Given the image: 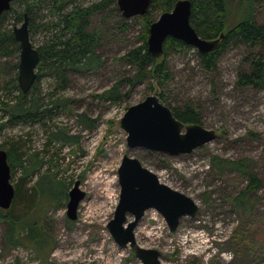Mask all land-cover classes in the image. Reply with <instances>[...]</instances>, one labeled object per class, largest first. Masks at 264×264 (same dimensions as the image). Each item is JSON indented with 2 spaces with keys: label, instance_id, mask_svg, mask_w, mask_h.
Here are the masks:
<instances>
[{
  "label": "rangeland",
  "instance_id": "obj_1",
  "mask_svg": "<svg viewBox=\"0 0 264 264\" xmlns=\"http://www.w3.org/2000/svg\"><path fill=\"white\" fill-rule=\"evenodd\" d=\"M246 3L229 1L232 24L248 15ZM256 3L254 17L264 23V0ZM143 16L125 17L118 0H113L90 17V28L99 33L96 52L102 63L68 73V84L53 96L66 99L65 106L56 107L53 118L46 121L6 123L2 104L12 103L18 94L10 87L20 51L8 57L0 55V147L16 150L26 163L30 164L29 159L39 163V170L20 184L21 192L28 193L44 172L54 180V196L62 194L58 191L64 186L69 195L76 182L85 192L76 219L68 217V200L64 197L41 198L47 193L35 194L31 200L18 198L15 214L31 210L42 215L52 237L51 254L48 257V251L47 258L38 255L30 244L11 246L6 239L8 224L0 221V264H142L134 250L120 247L108 229L119 201L118 169L125 154L139 158L162 182L192 197L200 208L196 217H182L174 232L156 209L147 210L140 219L135 229L137 241L158 249L164 264H264V89L238 85V72L249 67L244 60L247 48H228L214 73L200 65L196 47L174 50L168 58L171 78L167 83L148 77L131 86L123 80L134 76L137 69L122 56L143 43ZM21 24L15 23L11 13L0 21L6 30ZM47 35L41 28L30 32L34 47ZM121 81L116 100L104 96ZM56 86V79L49 74L38 81L41 97ZM161 92L172 106L186 102L197 106L203 115L202 125L216 129L217 137L191 153L178 155L130 148L121 118L129 106L150 94L161 98ZM59 129L72 140L52 139L51 133ZM213 156L225 161L223 171L214 169ZM231 162L238 163L237 167ZM244 170L254 172L262 185L249 189L250 180ZM23 175L24 169L16 167L12 182L21 183ZM48 180L43 178L40 186L46 187Z\"/></svg>",
  "mask_w": 264,
  "mask_h": 264
},
{
  "label": "trees",
  "instance_id": "obj_2",
  "mask_svg": "<svg viewBox=\"0 0 264 264\" xmlns=\"http://www.w3.org/2000/svg\"><path fill=\"white\" fill-rule=\"evenodd\" d=\"M84 0H12L9 10L3 12L0 21L8 13L14 16L15 23L23 22L27 14L29 29L33 31L41 28L48 33L46 39L37 46L40 61L37 66V79L28 93H23L18 83L19 61L14 64L15 74L13 75L11 89L18 92L15 99L10 102H3L4 114H7L6 123H34L38 120L46 121L53 118L55 108L65 106L66 99H54L53 96L58 88H65L68 84V73L71 70L97 67L102 63V59L96 52L99 44V33L96 29L90 28V17L101 9H105L113 0H97L90 4H84ZM177 0H151L148 12L141 17L144 33L143 43L134 47L122 56V59L136 67L137 73L123 81L132 85L146 80L148 77L158 78L161 83H167L171 78L168 58L174 50H193L180 39L168 37L164 43V52L161 57L153 56L147 45L149 28L156 21L158 15L173 9ZM192 3L190 21L197 33L204 39L214 40L223 34L217 48L209 53L196 52L200 65L209 73H214L218 69V64L223 53L230 47L244 46L248 54L244 57L248 69L241 68L237 74V81L240 87H252L264 89V23L259 22L254 17L256 2L261 0H247L245 8L249 7L248 15L241 18L237 23L232 24L228 17V3L230 0H190ZM47 11V13H45ZM46 14H50L49 19ZM244 16V15H243ZM44 19L46 21H44ZM42 20V24H38ZM20 51V44L15 39L13 30H6L0 25V55L8 57ZM18 57V56H17ZM47 74L54 77L57 86L54 91L47 95H40L38 81ZM122 81L108 89L104 96L115 99L119 96L118 87ZM162 102L169 106L174 115L184 123H203V115L197 106L188 102L182 106H172L165 100L164 93H160ZM5 123V124H6ZM3 124H0V127ZM51 138L55 140L68 141L73 137H67L62 129L51 133ZM1 148V147H0ZM9 163L13 171L16 167L24 169V175L20 178L21 183H14L16 196L12 206L4 210L0 208V221L8 224L6 229V239L11 246L27 247L29 244L34 247L38 255L51 254L52 237L43 223L42 215H36L33 211L18 215L14 213V207L18 198L25 196L34 199L35 194L45 195L41 198L58 200L69 196L61 187L58 196L53 195L51 183L53 178L46 172L40 174L37 180L29 189L28 193H22L20 184L27 179V176L39 170L38 162L29 159L30 164L23 158L22 154L14 149H7ZM216 171H223L226 167L225 161L217 156L211 159ZM237 167L238 163L231 162ZM250 180L249 189H257L262 185L260 179L254 172L245 171ZM43 178H48L46 187L40 186ZM61 182V181H59ZM63 185L64 183L61 182ZM23 198V197H22Z\"/></svg>",
  "mask_w": 264,
  "mask_h": 264
},
{
  "label": "water",
  "instance_id": "obj_3",
  "mask_svg": "<svg viewBox=\"0 0 264 264\" xmlns=\"http://www.w3.org/2000/svg\"><path fill=\"white\" fill-rule=\"evenodd\" d=\"M11 2L12 0H0V16L10 9ZM150 4L151 0H118V5L127 18L145 15ZM191 8L190 0H177L172 10L161 13L151 24L147 45L153 56L163 55L164 43L168 37L180 39L196 47L201 53H209L217 48L223 34L214 40L202 38L191 24ZM13 32L20 44L18 83L23 93H28L37 79L40 56L30 39L27 14L22 24L16 26ZM120 125L127 132V144L130 148L142 147L173 155L191 153L196 147L218 135L216 129L179 120L156 94H150L144 100L129 106ZM118 176L121 191L114 217L108 223L111 235L120 247H131L142 264H164L158 249L144 247L137 241L135 229L140 219L147 210L156 209L164 216L170 231L174 232L182 217L198 215V204L192 197L162 182L139 158L129 154L123 156ZM15 196L8 152L0 148V208L9 209ZM84 197L85 192L79 188V182H76L69 191L67 203V215L70 219L77 218L78 207ZM130 216L132 219H129Z\"/></svg>",
  "mask_w": 264,
  "mask_h": 264
}]
</instances>
